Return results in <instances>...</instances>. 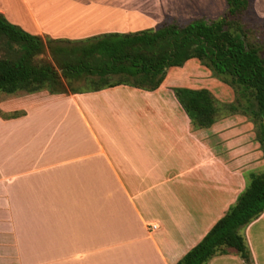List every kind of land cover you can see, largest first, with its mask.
Here are the masks:
<instances>
[{"label":"crops","instance_id":"0c3cea01","mask_svg":"<svg viewBox=\"0 0 264 264\" xmlns=\"http://www.w3.org/2000/svg\"><path fill=\"white\" fill-rule=\"evenodd\" d=\"M251 4L264 19V0ZM150 7L0 0L10 23L70 40L150 27L159 21ZM189 60L151 90L115 84L0 99V264H174L199 241L264 156L244 114L191 124L172 90L205 85L189 76ZM241 233L253 264H264V211ZM205 264L244 261L228 249Z\"/></svg>","mask_w":264,"mask_h":264},{"label":"trees","instance_id":"16d2710c","mask_svg":"<svg viewBox=\"0 0 264 264\" xmlns=\"http://www.w3.org/2000/svg\"><path fill=\"white\" fill-rule=\"evenodd\" d=\"M223 2L215 17L169 16L139 30L75 40L28 33L0 13V99L42 89L64 93L62 78L88 79L92 89L130 84L151 90L169 67L193 58L232 89L234 102L226 104L228 111L222 113L208 89L173 87L191 124L208 127L222 114H244L255 128L254 139L264 156V39L253 37L246 20L250 0ZM110 76L117 80L109 82ZM244 178L234 202L174 264H205L228 249L244 264H253L241 230L264 211V167L245 172Z\"/></svg>","mask_w":264,"mask_h":264},{"label":"rangeland","instance_id":"374dc122","mask_svg":"<svg viewBox=\"0 0 264 264\" xmlns=\"http://www.w3.org/2000/svg\"><path fill=\"white\" fill-rule=\"evenodd\" d=\"M148 1V0H145ZM152 14L156 13V20H161L165 17H174L178 20L195 16L215 17L221 13L224 7L223 0H149ZM246 20L249 22V27L253 37L262 41L264 39V19L257 18L252 4L246 11ZM47 55H45L46 57ZM48 58V57H47ZM189 76L195 78L199 85L205 84L200 87H211L214 97L216 99L217 108L219 112L228 111L226 104L234 102V94L232 89L214 78L209 70L200 65L196 59H190L187 65ZM109 82L117 80L116 76L108 77ZM65 84V90L84 89L91 86L88 79H65L62 78ZM231 99V101H229ZM221 114V113H220ZM252 124V123H251ZM252 128L253 124H252ZM255 129V128H254ZM253 129V130H254ZM263 168V167H262ZM261 168V169H262ZM259 168V170H261ZM258 171V170H257Z\"/></svg>","mask_w":264,"mask_h":264}]
</instances>
